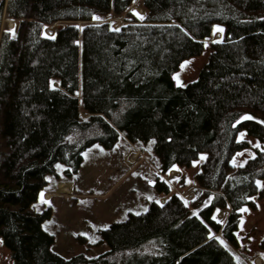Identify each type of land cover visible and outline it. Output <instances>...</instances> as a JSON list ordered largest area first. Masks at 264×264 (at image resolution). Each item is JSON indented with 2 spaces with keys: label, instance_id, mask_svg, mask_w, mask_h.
<instances>
[{
  "label": "trees",
  "instance_id": "obj_1",
  "mask_svg": "<svg viewBox=\"0 0 264 264\" xmlns=\"http://www.w3.org/2000/svg\"><path fill=\"white\" fill-rule=\"evenodd\" d=\"M114 1L125 23L92 21ZM132 2L7 0L11 30L0 0V237L13 264H236L240 208L264 198V0H142L143 18ZM63 20L55 37L42 35ZM215 24L222 39L210 42L197 78L177 84L174 73L205 50ZM243 131L263 147L235 164L250 147ZM120 135L153 140L148 207L98 227L95 239L77 234L85 248L107 244L100 254L65 257L44 226L49 175L64 162L72 176L89 145L111 147ZM201 153V192L188 201L163 176Z\"/></svg>",
  "mask_w": 264,
  "mask_h": 264
},
{
  "label": "rangeland",
  "instance_id": "obj_2",
  "mask_svg": "<svg viewBox=\"0 0 264 264\" xmlns=\"http://www.w3.org/2000/svg\"><path fill=\"white\" fill-rule=\"evenodd\" d=\"M129 8L139 18H143L146 14L142 0H133ZM140 8L144 11L141 12ZM118 10V2L114 1L113 10L110 13L94 15L92 21L109 20L115 26L125 23L124 13ZM14 21L6 12H3V27L13 30L16 25ZM68 22L63 20L54 22L52 25H44L42 33L45 36L54 37L55 28L59 26L60 29ZM77 24L81 27L84 21H78ZM223 33L224 26L216 24L212 35L205 38V50L200 55L185 58L181 62L179 69L174 73L177 84L184 85L197 78L207 60L210 42L221 39ZM82 113L84 116L87 115L84 111ZM239 137L248 140L250 147L236 152L233 157L235 164H241L253 155L256 147H263L257 138L246 131L241 132ZM152 141L151 139L147 143L132 142L120 135L111 147L94 142L84 150L79 170L70 177L65 175L66 164L64 162L57 164L59 177L50 174V188L41 193V199L53 206L52 216L45 220L44 226L55 235L52 244L55 251L65 257H70L76 252H84L88 257L96 256L106 250L108 245L85 248L77 234H85L95 239L98 236V227L108 225L110 221L123 217L129 210L147 209L149 198L154 193L149 179L152 173L159 171L155 156L152 155ZM136 151L139 152L136 162L131 163L130 157ZM204 157L205 153H201L191 166H174L163 176L172 183L175 190L184 194V197L188 196L189 201L195 199L200 193L195 173ZM58 182H60L58 186L60 193L52 196L50 191L56 190ZM258 184L261 187L264 179H259ZM164 198L165 196H161L159 200L163 201ZM253 199L257 204L256 210L248 205L240 208V222L235 231L240 243L235 249L236 264H264V250L258 247V242L264 237V198L254 195ZM224 212L225 210H219L216 217L222 218ZM223 241L226 243L225 240ZM257 259L261 262L258 263ZM0 262L13 264L10 250L5 246L2 237H0Z\"/></svg>",
  "mask_w": 264,
  "mask_h": 264
},
{
  "label": "built area",
  "instance_id": "obj_3",
  "mask_svg": "<svg viewBox=\"0 0 264 264\" xmlns=\"http://www.w3.org/2000/svg\"><path fill=\"white\" fill-rule=\"evenodd\" d=\"M138 151H136V152H134V154H132L131 155V157H130V161H131V163L132 162H136V158L138 157ZM172 174H170V176H171ZM184 195V194H183ZM185 196V195H184ZM185 198H188V196L187 197H185ZM190 198H188V200H189Z\"/></svg>",
  "mask_w": 264,
  "mask_h": 264
},
{
  "label": "crops",
  "instance_id": "obj_4",
  "mask_svg": "<svg viewBox=\"0 0 264 264\" xmlns=\"http://www.w3.org/2000/svg\"><path fill=\"white\" fill-rule=\"evenodd\" d=\"M215 25H216V24H215ZM215 25H214V26H215ZM60 182H61V181H60ZM60 182H58V185H57V188H56L55 191H50V192L52 193V196H53V195L55 196L56 194L60 193V192L58 191V186H59V183H60ZM64 182H71V181H64ZM72 184H73V183H72ZM72 188H73V187H72ZM51 189H53V187H52ZM54 189H55V187H54ZM44 191H45V190H44ZM64 192H68V191H64ZM52 196H51V197H52ZM43 198H44V197H43ZM45 199H49V198H45Z\"/></svg>",
  "mask_w": 264,
  "mask_h": 264
},
{
  "label": "bare ground",
  "instance_id": "obj_5",
  "mask_svg": "<svg viewBox=\"0 0 264 264\" xmlns=\"http://www.w3.org/2000/svg\"><path fill=\"white\" fill-rule=\"evenodd\" d=\"M141 12H143L144 10H143V8H140L139 9ZM12 19V18H11ZM14 20V19H13ZM15 22V21H14ZM58 29H59V26L57 27V28H55V30H54V37L56 36V34H57V32H58ZM258 260V263L259 262H261V260L260 259H257Z\"/></svg>",
  "mask_w": 264,
  "mask_h": 264
},
{
  "label": "snow or ice",
  "instance_id": "obj_6",
  "mask_svg": "<svg viewBox=\"0 0 264 264\" xmlns=\"http://www.w3.org/2000/svg\"><path fill=\"white\" fill-rule=\"evenodd\" d=\"M218 30L222 31L221 29ZM117 31H119V29H117ZM245 119H251V117H245ZM213 219H215V217H213ZM221 243H223V241H221Z\"/></svg>",
  "mask_w": 264,
  "mask_h": 264
},
{
  "label": "water",
  "instance_id": "obj_7",
  "mask_svg": "<svg viewBox=\"0 0 264 264\" xmlns=\"http://www.w3.org/2000/svg\"><path fill=\"white\" fill-rule=\"evenodd\" d=\"M6 3H7V0H5V7H6ZM5 11V10H4ZM58 33V32H57ZM43 35V34H42ZM45 36V35H44ZM49 37V36H48ZM222 39V38H221ZM221 39H219V40H221ZM213 40V39H212ZM200 194V193H199ZM198 194V195H199Z\"/></svg>",
  "mask_w": 264,
  "mask_h": 264
}]
</instances>
